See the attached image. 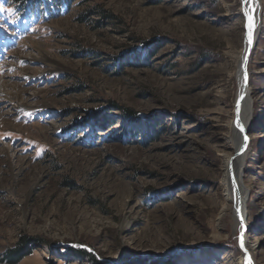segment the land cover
I'll return each mask as SVG.
<instances>
[{
  "label": "rangeland",
  "instance_id": "374dc122",
  "mask_svg": "<svg viewBox=\"0 0 264 264\" xmlns=\"http://www.w3.org/2000/svg\"><path fill=\"white\" fill-rule=\"evenodd\" d=\"M260 2L241 233L219 218L238 0L0 3V264H238L241 237L264 264Z\"/></svg>",
  "mask_w": 264,
  "mask_h": 264
},
{
  "label": "bare ground",
  "instance_id": "6f19581e",
  "mask_svg": "<svg viewBox=\"0 0 264 264\" xmlns=\"http://www.w3.org/2000/svg\"><path fill=\"white\" fill-rule=\"evenodd\" d=\"M238 3L240 5L239 11L243 16V43L239 53L235 54L232 51L229 53L231 60L237 66L236 74L238 79V92L234 113L235 125H232L230 137L233 141H236L237 144L234 152L235 157L231 162L229 160L231 157H227L222 166L224 179L221 185L224 187V195L222 196L223 206L220 210L219 218L225 216L226 213L231 212L235 222L236 231L241 233L243 228L241 227V222L245 224V214L247 215L248 195L247 190H245L244 180H242V173L245 172L244 158L246 157L248 148L247 143H243L242 139L244 133L237 127V119H239V123L242 125L244 131L247 132L248 125L252 119V97L250 95L251 90L249 86V63L251 55L249 56L246 68L245 62L249 49L254 50L259 42L262 26V4L260 0H238ZM249 17H251V24L253 25L251 28V42H249ZM245 70L247 73V83L245 82ZM16 98L20 100L19 107L26 108L21 95L16 94ZM246 141L248 140H245L244 138V142ZM241 250L245 252L239 257L238 264H249V260L251 264H256L245 240Z\"/></svg>",
  "mask_w": 264,
  "mask_h": 264
},
{
  "label": "trees",
  "instance_id": "16d2710c",
  "mask_svg": "<svg viewBox=\"0 0 264 264\" xmlns=\"http://www.w3.org/2000/svg\"><path fill=\"white\" fill-rule=\"evenodd\" d=\"M2 1H5V0H0V3ZM15 3L18 5L19 4V8H20V14L22 15L23 13H29L31 11H33V8H35V6L37 5V3H39V0H14ZM99 14L102 15V11H99ZM105 122L107 121H103V123H101V125H104ZM24 250L23 247L21 248L20 252L18 253H14L12 256L14 257H10L12 260H13V264H17L19 262H21L23 260V256L20 255ZM22 251V252H21ZM71 253L73 252V254H77L78 256H83L87 259H89V261L91 262V264H108V263H105V262H101L99 260H97V258L92 255L91 253H88L86 252L85 250H79V251H75V250H70ZM20 253V254H19Z\"/></svg>",
  "mask_w": 264,
  "mask_h": 264
},
{
  "label": "snow or ice",
  "instance_id": "6c2138e0",
  "mask_svg": "<svg viewBox=\"0 0 264 264\" xmlns=\"http://www.w3.org/2000/svg\"><path fill=\"white\" fill-rule=\"evenodd\" d=\"M249 42H251V28L253 27V25L251 24V17H249ZM237 127L240 129L241 132H244V129L242 127V125L239 123V119H237ZM245 140H247V136L244 137ZM242 219V218H241ZM241 247H243V238H241ZM249 264H251L250 260H249Z\"/></svg>",
  "mask_w": 264,
  "mask_h": 264
},
{
  "label": "water",
  "instance_id": "95a60500",
  "mask_svg": "<svg viewBox=\"0 0 264 264\" xmlns=\"http://www.w3.org/2000/svg\"><path fill=\"white\" fill-rule=\"evenodd\" d=\"M252 51H253V49H249V51H248V53H247L246 62H245V68H246V66H247L249 56L252 54ZM245 82L247 83V73H246V70H245ZM243 133H244V135H245L246 131H244ZM244 137H245V136H244ZM243 228H244V226H243ZM241 238H242V237H241ZM241 238H240V243H241ZM240 243H239V245H240Z\"/></svg>",
  "mask_w": 264,
  "mask_h": 264
}]
</instances>
